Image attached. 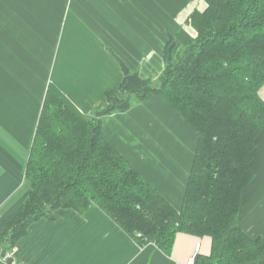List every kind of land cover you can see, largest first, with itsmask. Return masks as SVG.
Listing matches in <instances>:
<instances>
[{"label": "crops", "instance_id": "obj_1", "mask_svg": "<svg viewBox=\"0 0 264 264\" xmlns=\"http://www.w3.org/2000/svg\"><path fill=\"white\" fill-rule=\"evenodd\" d=\"M204 0H0V232L22 210L30 184L25 166L45 93L54 89L84 117L106 106L124 72L143 79L164 69L170 34L174 54L196 36L190 13ZM264 101V85L259 89ZM103 138L176 209L183 203L197 136L156 95L102 119ZM240 199L239 224L264 238V128ZM8 251L9 264H186L208 256L211 239L176 233L168 253L140 247L92 204L84 212L55 210ZM258 264H264V251Z\"/></svg>", "mask_w": 264, "mask_h": 264}, {"label": "trees", "instance_id": "obj_2", "mask_svg": "<svg viewBox=\"0 0 264 264\" xmlns=\"http://www.w3.org/2000/svg\"><path fill=\"white\" fill-rule=\"evenodd\" d=\"M187 21L196 36L176 54L167 36L155 80L128 70L106 106L84 117L49 87L25 166L30 184L20 213L0 232L12 250L40 218L95 204L138 246L168 253L178 232L211 239L194 264H258L264 238L239 224L240 199L253 177L255 141L264 128V0H204ZM156 95L197 136L180 209H176L102 136V119ZM141 234L138 236L137 234ZM5 253V252H4ZM3 253V254H4Z\"/></svg>", "mask_w": 264, "mask_h": 264}, {"label": "built area", "instance_id": "obj_3", "mask_svg": "<svg viewBox=\"0 0 264 264\" xmlns=\"http://www.w3.org/2000/svg\"><path fill=\"white\" fill-rule=\"evenodd\" d=\"M137 235L140 236L141 234L138 233ZM198 249H199V244L196 245V252L193 254L192 257H190V258L188 259V261H187L186 264H194V262H195V257H196V255H197V251H198ZM9 259H10V254H9V252H8V253H4V254L0 253V263H1V264H9Z\"/></svg>", "mask_w": 264, "mask_h": 264}, {"label": "water", "instance_id": "obj_4", "mask_svg": "<svg viewBox=\"0 0 264 264\" xmlns=\"http://www.w3.org/2000/svg\"><path fill=\"white\" fill-rule=\"evenodd\" d=\"M120 64H121V67H122V70H123L124 74H127L128 73V69L126 68V66L124 65V63L123 62H120Z\"/></svg>", "mask_w": 264, "mask_h": 264}, {"label": "rangeland", "instance_id": "obj_5", "mask_svg": "<svg viewBox=\"0 0 264 264\" xmlns=\"http://www.w3.org/2000/svg\"><path fill=\"white\" fill-rule=\"evenodd\" d=\"M1 264V263H0Z\"/></svg>", "mask_w": 264, "mask_h": 264}]
</instances>
